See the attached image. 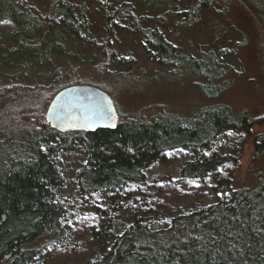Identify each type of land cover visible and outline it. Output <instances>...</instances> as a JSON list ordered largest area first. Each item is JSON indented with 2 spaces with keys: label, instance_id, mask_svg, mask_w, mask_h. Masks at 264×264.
Listing matches in <instances>:
<instances>
[{
  "label": "trees",
  "instance_id": "16d2710c",
  "mask_svg": "<svg viewBox=\"0 0 264 264\" xmlns=\"http://www.w3.org/2000/svg\"><path fill=\"white\" fill-rule=\"evenodd\" d=\"M43 1L49 13L43 12ZM213 1L198 0L188 11L166 14L155 23L163 26L165 17H174L179 28H192L199 24L201 14L213 12ZM93 4L102 12L108 38L102 46L105 52L115 33L113 22L126 8L117 6L109 12L103 0ZM89 11L85 0H0V24L4 25L0 67L5 62H37L46 48L49 58L58 62L65 52L56 43L57 37L68 29L87 39ZM148 21L141 17L133 24L144 39L146 59L171 67V77L192 75L193 87L203 97H220L227 72L224 65L211 53L198 58L177 54L157 27L137 26ZM101 45L95 47L101 49ZM108 59L105 68L115 61L111 50ZM60 81L47 88L33 85L43 93L39 91L27 109L11 101L19 95L12 91L21 86L0 90V264H66L87 253V237L101 247L100 255L89 264H264V178L255 189H232L227 199L178 215L159 230L151 226L161 224L162 218L154 216L148 204V196L167 194L174 185L185 187L190 196L197 193L194 182L213 183L214 189L227 187L240 160V148L261 119L235 115L229 106L213 103L192 117L158 109L148 118H118L114 130L58 133L47 124L44 110L62 90ZM204 83L211 86V94L204 93ZM12 115L17 122L7 127ZM32 119L36 126L30 123ZM221 140L232 145L229 153L188 162L172 184L154 186L155 193L145 192L144 171L151 165L181 150H210ZM63 154L83 157L75 174L77 191L92 205L71 227L65 223L67 204L57 198L66 184L58 166ZM263 156L264 134L254 138V159Z\"/></svg>",
  "mask_w": 264,
  "mask_h": 264
},
{
  "label": "rangeland",
  "instance_id": "374dc122",
  "mask_svg": "<svg viewBox=\"0 0 264 264\" xmlns=\"http://www.w3.org/2000/svg\"><path fill=\"white\" fill-rule=\"evenodd\" d=\"M93 1L85 0L90 8L87 14V39L81 34L74 35L71 30L62 29L56 43L59 48L64 49L65 56L58 62L49 58V48L42 50L38 61L34 63L5 62L4 68L0 67V90L12 85L24 87L11 90L19 93L11 101L27 109L28 102L36 100L38 92H42L37 88H47L53 81L61 80V89L84 85L106 93L120 120L148 118L156 114L158 109L192 117L198 110L213 103L229 106L235 115L246 113L257 120L261 119L251 128V136L240 148V160L236 170L231 173L232 183L227 187L214 189L213 183L194 182L192 184L197 193L193 196L180 185H174V189L167 194L148 196L152 214L162 218L161 224L151 226L152 230L166 228L172 218L196 207L213 205L227 199L232 189H255L264 178V156L254 159V138L264 134V0H214L213 12L201 14L199 24L189 29L179 28V20L174 17H165L163 26H157L155 20L166 14L186 12L198 0H103L107 5L106 11L112 12L117 6L126 8V12L113 22L112 30L115 33L109 41L110 48L105 52L102 46L107 44L108 38L104 31L102 12L94 8ZM42 8L44 13H49L46 1H43ZM141 17H146L149 21L138 22L137 26L141 29L157 27L163 40L177 54L195 58L213 54L224 65V70H227L222 79V95L214 100L205 98L193 87L192 75L171 77L168 75L172 71L171 67L149 62L143 53L144 39L133 27ZM3 27L0 24V30ZM100 43L101 49H97L95 45ZM110 50L115 54V61L105 68ZM101 63L103 64L100 65ZM97 65L100 66L96 67ZM58 71L59 75L56 74ZM118 72L125 75H115ZM35 84L40 86L31 88ZM210 87L204 83L206 95L211 94ZM31 93L35 94L33 98ZM51 100L48 104L45 103L44 117ZM16 122L12 115L5 125L13 127ZM30 123L36 126L35 120L32 119ZM231 147L232 145L221 140L212 149L200 153L181 150L168 155L164 161L156 162L144 171L147 184L145 192L155 193L157 190L154 186L172 184L184 164L213 154H227ZM83 163L84 159L80 155L63 154L59 157L58 166L66 184L57 198L67 204L65 223L69 227L92 207L77 191L75 174ZM155 200L159 202L156 203ZM87 240V253L65 261L66 264H89L100 255L101 247L88 237Z\"/></svg>",
  "mask_w": 264,
  "mask_h": 264
},
{
  "label": "water",
  "instance_id": "95a60500",
  "mask_svg": "<svg viewBox=\"0 0 264 264\" xmlns=\"http://www.w3.org/2000/svg\"><path fill=\"white\" fill-rule=\"evenodd\" d=\"M45 120L56 132L114 130L118 114L109 96L91 86L62 89L51 100Z\"/></svg>",
  "mask_w": 264,
  "mask_h": 264
}]
</instances>
